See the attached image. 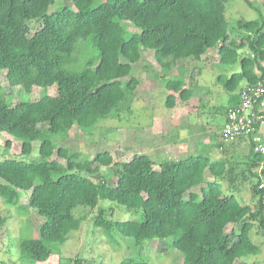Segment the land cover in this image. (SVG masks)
<instances>
[{
	"label": "trees",
	"instance_id": "16d2710c",
	"mask_svg": "<svg viewBox=\"0 0 264 264\" xmlns=\"http://www.w3.org/2000/svg\"><path fill=\"white\" fill-rule=\"evenodd\" d=\"M95 1L73 0L75 8L64 4L52 11L56 0H0V69H6L9 85L27 92L57 85L55 95L45 93L13 106L0 90V131L21 140L17 157L0 159V197L15 206L14 216L24 233L21 256L47 261L59 254L69 234L81 227L82 219L73 210L111 199L143 213L141 219L98 217L95 225L108 233L110 242L116 239L111 235L116 229L137 244L172 238V247L183 254L182 264H250L247 256L261 252L251 234L257 226L264 234V186L260 187L264 154L255 152L246 138L225 143L248 145L241 175L256 180L255 208L224 189L222 181L228 180L239 190L234 166L226 157L194 154L164 160L156 168L148 154H135L117 170L112 186L84 174L112 164L109 151L81 159L80 153L57 146L54 138L75 125L90 128L113 116L127 93L138 88L140 79L132 68L147 48L169 72L177 61L199 60L216 47L222 63L240 64V70L224 80L230 92L228 108L237 106L243 86L264 83V12L257 8L258 18L238 20L245 31L238 41L229 32L228 0H107L98 5ZM245 1L256 8L252 0ZM29 21L40 25L32 30ZM125 21L138 29L127 38ZM166 86L173 91L166 99L168 108L175 107L176 93L183 101L193 95L184 78H169ZM35 140H40L38 155L31 158ZM11 144L7 139L5 149ZM22 192H29L27 204L21 202ZM30 208L44 217L39 231L25 219ZM8 219L0 215V226ZM82 261L75 258V264ZM100 264L149 263L125 257Z\"/></svg>",
	"mask_w": 264,
	"mask_h": 264
},
{
	"label": "rangeland",
	"instance_id": "374dc122",
	"mask_svg": "<svg viewBox=\"0 0 264 264\" xmlns=\"http://www.w3.org/2000/svg\"><path fill=\"white\" fill-rule=\"evenodd\" d=\"M105 1L107 0H96L95 4ZM252 1L256 8L251 7L245 0L226 2L229 32L238 41V35L245 32L238 27V20L258 18L257 8L264 12V0ZM64 4L75 8L73 0H56L51 10ZM29 24L32 30L40 25L34 21H29ZM124 26L126 38L138 30L128 21L124 22ZM208 51L199 60L188 57L177 61L174 70L168 72L156 62L152 49H143L141 59L132 68V74L140 79V84L136 90L127 93L118 111L93 127L75 125L66 134L55 136L57 146H66L71 152L80 153L81 159H90L98 152L109 151L113 155L112 164L100 165L98 171L84 174L95 180L103 179L112 186L117 181V170L135 154H148L155 160L156 168L164 160H178L194 154H204L212 159L226 157L234 166L237 175L235 185L239 186V190L231 186L228 180L222 181L224 189L227 193L235 192L243 204L255 208L258 198L253 194L252 185L256 180L250 177L245 179L241 175L245 169L242 161L248 154V145L245 142L233 147L221 137L230 95L224 80L233 71H239L240 64L222 63L216 47ZM169 78H184L186 84L194 89L193 95L187 101L180 99L176 93L177 100L173 108L166 106L167 96L173 92L166 86ZM0 90L6 92L7 101L13 106L22 101L37 100L45 93L55 95L57 85L37 86L32 92H27L20 85L10 86L6 69H0ZM7 139L12 144L5 149ZM39 145L40 140H35L31 158L38 155ZM20 151L21 140L6 131H0V159L7 156L17 157ZM207 177L212 176L207 172ZM28 195L29 192L21 193L23 204L28 203ZM73 212L82 219L81 227L69 234L59 254H53L47 261H36L21 256L20 237L24 233L21 234L20 224L15 219V206L5 204L0 197V215L9 217L7 223L0 226V264H75V258L83 260L80 264H100L102 260L118 263L125 257L143 259L149 264L184 262L183 254L172 247V238L147 239L137 244L133 237L125 238L118 230L113 229L111 235L116 239L110 242L108 233L101 226L95 225V220L100 216L109 220L141 219L143 212H136L111 199H101L96 207L79 205ZM25 219L37 231L44 222V217L33 208H30ZM232 227L229 225L227 230L231 231ZM23 230L26 232L24 226ZM29 232L31 228L28 229V234ZM251 236L260 244L261 252L249 255L246 259L250 264H264V234L257 226ZM115 247H119L117 251Z\"/></svg>",
	"mask_w": 264,
	"mask_h": 264
},
{
	"label": "built area",
	"instance_id": "2783aa9c",
	"mask_svg": "<svg viewBox=\"0 0 264 264\" xmlns=\"http://www.w3.org/2000/svg\"><path fill=\"white\" fill-rule=\"evenodd\" d=\"M239 94V104L228 108L221 137L224 142L246 138L255 152L264 154V83L243 86Z\"/></svg>",
	"mask_w": 264,
	"mask_h": 264
},
{
	"label": "crops",
	"instance_id": "0c3cea01",
	"mask_svg": "<svg viewBox=\"0 0 264 264\" xmlns=\"http://www.w3.org/2000/svg\"><path fill=\"white\" fill-rule=\"evenodd\" d=\"M225 117H226V115H225Z\"/></svg>",
	"mask_w": 264,
	"mask_h": 264
}]
</instances>
